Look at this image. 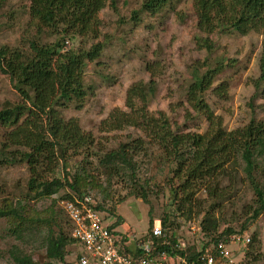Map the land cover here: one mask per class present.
<instances>
[{
	"label": "rangeland",
	"instance_id": "1",
	"mask_svg": "<svg viewBox=\"0 0 264 264\" xmlns=\"http://www.w3.org/2000/svg\"><path fill=\"white\" fill-rule=\"evenodd\" d=\"M143 1L116 0L115 9L107 6L98 14L99 42L104 48L100 59L87 64L84 70L85 103L81 109H76L74 103L67 105L66 109H59L65 120L75 119L84 132L91 133L96 145L90 151V157L78 154L68 159L65 166L58 162L46 179L56 177L63 180L62 167H66L69 176L74 172L87 174L99 188L89 189L86 193L112 212L111 215L101 214L105 225L114 234L124 236L126 243L133 248L139 240L149 239V227L161 225L165 220L166 239L175 240L180 250L200 252L203 247L205 251L212 250L210 237L202 231L201 222L209 206L214 205L210 212L219 221V231L232 228L239 232L244 227L240 234L233 236L236 240H229L233 262L264 264V211L256 220L251 219L255 194L241 167H237L236 172L229 170L231 177L220 183L225 189V197L221 200L213 203L205 191L196 192L190 216L184 215L187 209L178 212L173 201L171 188L178 185L176 181L170 184L171 170L175 165L161 164L162 152L147 142L144 145L147 151L143 152L150 156L144 157L141 153L136 158L139 167L134 178L136 183L133 184L129 177L112 176L103 169L102 157L117 150L120 144L136 138L147 141L135 128L112 132L99 130L101 122L112 111L129 113L127 91L134 84L154 82L147 103L134 100L135 109L145 108L155 117L160 112L165 114L173 130L200 135L207 132L208 122L204 116L192 110L186 101L191 71L197 63L206 61L210 69L222 64V70L214 78L211 89L204 94V100L221 119L225 131L243 128L252 119L264 120V100L261 97L252 100L256 94L253 84L260 74L258 61L263 33L201 35L196 30L193 0H170L153 14L140 11ZM29 6L30 0L0 2V47L26 51L29 43L37 40L36 31L27 26ZM134 12L137 13L135 20ZM40 37L44 43L54 42L56 38L48 32ZM196 37L210 39L214 51L207 53L199 49ZM69 43L71 49L76 50L82 46L88 48L91 42L83 43L75 38ZM202 67L196 69L200 72L207 69ZM220 87L224 89L222 94L212 92ZM19 103L18 93L8 77L0 72V110L7 104ZM4 134L5 130L0 126V151ZM29 179L25 164H0V210L21 207L22 217L26 218L22 223L26 230L15 234L20 223L12 215L0 216V264H13L10 252L14 248L30 256L36 264H59L46 258L43 242L49 234H63L69 239L65 263L77 264L75 256L79 250L81 252V247L70 242L69 225L62 210V202L68 196L76 195L68 187H62L49 197H38L28 192ZM261 182L264 183V179ZM247 238L251 240L250 244L243 245ZM253 255L258 262H252Z\"/></svg>",
	"mask_w": 264,
	"mask_h": 264
},
{
	"label": "trees",
	"instance_id": "2",
	"mask_svg": "<svg viewBox=\"0 0 264 264\" xmlns=\"http://www.w3.org/2000/svg\"><path fill=\"white\" fill-rule=\"evenodd\" d=\"M6 0H0L5 2ZM116 0H30L28 11V27L38 35L37 40L29 43L26 51L0 47V72L8 77L13 89L21 98L19 104H7L0 110V126L5 130L4 142L0 151V164L23 163L26 165L30 179L28 192L38 197L51 196L62 187H68L76 197L90 195L89 189L99 188L93 184L87 174L72 173L69 176L66 167L63 180L47 175L53 173L58 162L65 166L67 160L76 155L92 156L90 151L95 147V139L91 133L84 132L77 120H65L59 109H66L74 103L81 109L85 103L87 90L84 86V70L89 63L97 62L103 51V43L99 42L100 20L98 14L107 6L115 9ZM170 0H144L141 12L153 14L161 10ZM196 17V30L201 35L232 34L241 36L250 33L264 34V0H193ZM137 13L134 12L135 20ZM56 36L54 42L41 41L42 33ZM75 38L81 42H91L86 47L72 50L70 43ZM199 49L207 53L214 51L213 42L204 37H196ZM206 62V61H205ZM197 63L196 68L208 67L206 63ZM259 78L254 82L256 97L264 100V42L259 56ZM202 67V68H203ZM196 68L191 71V83L186 91V101L196 113L204 116L208 122L205 134L184 133L173 130L165 114L158 117L150 115L145 108L135 109L134 100L147 103L148 95L153 93L151 82L132 85L127 91L126 107L129 113L112 111L101 122L100 132L119 131L126 127L139 130L144 138H136L128 143L120 144L117 150L108 152L101 159L103 169L112 176L129 177L134 184L137 173V157L146 154V142L162 152L160 163L175 165L171 170L177 187L171 188L173 201L177 211L187 209L184 215L192 214V202L196 192L205 191L207 196L216 202L221 200L225 189L220 183L231 177L237 167L242 168L249 187L255 194V208L251 219L256 220L264 211V120L252 119L246 126L233 131H225L222 121L216 117L204 100V94L212 87V82L222 70L218 63L214 68L200 72ZM223 87L215 88L214 94H222ZM11 149H15L11 150ZM145 151V152H143ZM142 156V155H141ZM230 167V169L228 168ZM261 176V180H260ZM91 196V195H90ZM142 198H145L142 196ZM68 196L66 200H71ZM216 206V205H215ZM214 205L209 206L201 222L202 231L210 237L214 247L218 242L229 244V240L240 234L244 227L236 232L232 228L219 231V221L211 214ZM23 208L18 210H0L1 217L16 219L20 224L15 234L25 231L22 223ZM100 213L112 214L98 202ZM22 213V214H21ZM250 220V219H249ZM18 224V223H17ZM69 225V223H68ZM162 237L153 240L151 256L167 255L186 257L191 263L205 252L178 250L174 240L166 239L165 220L160 225ZM151 226V225H150ZM150 232L152 228L149 227ZM111 231V228H110ZM118 237L120 234L117 235ZM124 236L122 243L126 242ZM69 239L59 234H49L43 242L46 258L59 264L65 263V251ZM75 241L70 238V242ZM146 240H139L138 244ZM245 247V246H244ZM252 249V248H250ZM127 254L137 260L142 251L137 248H126ZM213 253V252H212ZM13 264H36L32 258L19 249L11 252ZM79 255L75 260L78 263ZM258 262L257 257H251Z\"/></svg>",
	"mask_w": 264,
	"mask_h": 264
},
{
	"label": "built area",
	"instance_id": "3",
	"mask_svg": "<svg viewBox=\"0 0 264 264\" xmlns=\"http://www.w3.org/2000/svg\"><path fill=\"white\" fill-rule=\"evenodd\" d=\"M98 202L90 195L73 197L62 202V210L69 223L70 237L75 241L79 250L77 264H194L186 257L151 256L153 240L162 237L160 225L152 228L151 236L146 242L136 244L142 251L137 260L125 249L128 243H122L121 238L110 231L97 208ZM236 240V237H232ZM126 239V238H125ZM124 239V240H125ZM175 241V240H174ZM240 241V238H237ZM249 238L243 240V245L250 244ZM176 243V241H175ZM180 250V246L175 244ZM213 252V253H212ZM199 264H235L231 258L229 246L218 242L212 250L205 251L196 261Z\"/></svg>",
	"mask_w": 264,
	"mask_h": 264
},
{
	"label": "crops",
	"instance_id": "4",
	"mask_svg": "<svg viewBox=\"0 0 264 264\" xmlns=\"http://www.w3.org/2000/svg\"><path fill=\"white\" fill-rule=\"evenodd\" d=\"M126 241H127V239H126ZM129 241V240H128ZM128 247H129V249H133V246L132 245H130V244H128ZM132 247V248H131ZM79 248V247H78ZM79 254V251H78V253H77V255Z\"/></svg>",
	"mask_w": 264,
	"mask_h": 264
}]
</instances>
